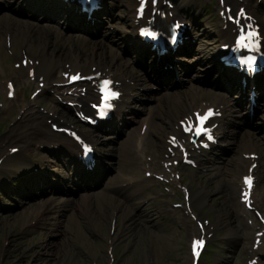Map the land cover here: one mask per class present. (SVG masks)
<instances>
[{
    "label": "rangeland",
    "instance_id": "374dc122",
    "mask_svg": "<svg viewBox=\"0 0 264 264\" xmlns=\"http://www.w3.org/2000/svg\"><path fill=\"white\" fill-rule=\"evenodd\" d=\"M5 9L6 7L1 5L0 14ZM14 18L15 15L13 14L11 19L3 17L1 23L3 25L9 24L10 20ZM210 19L211 17H208L205 20ZM14 26L15 32L22 33L26 39L30 40L34 37L35 43L38 46L43 29H30L25 24L19 27L16 23H14ZM31 53L33 55L37 54L35 51H31ZM146 103H149V101ZM164 103L168 109L166 101ZM158 108L166 112L164 107L161 108L159 106ZM156 109L155 111H159V109ZM155 111L152 113H155ZM139 115L146 116L145 113H140ZM157 120L164 123L159 118ZM134 124L136 123L127 126L125 132H128L127 130L132 131L134 126H137ZM130 138L131 136L127 134L124 139L120 138L115 143L117 145V148L115 147L117 156L113 158L115 165H118V158L119 160L120 158H125L124 152ZM116 181H118L117 178H114L113 182ZM105 188H107L106 182L103 186V189ZM97 190L92 191L96 197L91 204L87 205L85 201L87 202L88 193L85 195L79 194L76 202L69 205L68 214L59 218V225L50 224V227H48L50 230L45 234H42L41 229L37 227L22 237L21 231L23 225L30 218L27 213L22 214L19 212V214L0 215V264H177V262L172 261L173 254L177 253L180 247L184 248L185 242L183 238H179L174 233L168 223L156 222V240H148L147 232L149 230L143 229L144 223L139 221L136 230L139 231L140 238L133 244L131 249H129L128 244H121L117 237L109 234L105 226L99 228L102 234L99 232V236L97 237L92 235L85 222L87 212L90 210L100 215L101 211L107 209V203L103 199L102 193L99 195V191ZM100 218L103 223L102 217ZM77 221H80L86 228V232L84 231L85 234L82 236H78L74 232V224ZM227 222L229 223L228 228H234L236 224L240 226V223L234 218L231 223ZM68 228H71V231ZM227 232L225 231L224 233ZM7 237L9 238V244H7ZM240 242H243L244 245L248 241L244 242L243 238L239 241L231 240L234 246L240 244ZM151 244H155V252L148 251V247ZM110 248L113 249L114 259L113 255L109 253ZM240 257L241 253L238 255V259ZM243 262L244 259L241 258L238 264H242Z\"/></svg>",
    "mask_w": 264,
    "mask_h": 264
},
{
    "label": "bare ground",
    "instance_id": "6f19581e",
    "mask_svg": "<svg viewBox=\"0 0 264 264\" xmlns=\"http://www.w3.org/2000/svg\"><path fill=\"white\" fill-rule=\"evenodd\" d=\"M249 1H251V0H244L242 3H241V5H244V4H246L247 2L249 3ZM134 6V4H131V5H129V7L130 8H132ZM34 7H35V5L34 4H32V3H29V8L30 9H34ZM39 10H42V8L41 7H39ZM76 18H77V16H76ZM75 18V19H76ZM8 20V19H7ZM20 27V26H19ZM186 51V50H185ZM44 58V56L42 57V59ZM94 58V56L92 55L91 56V59H93ZM102 69H104V68H102ZM21 71L23 70V68L22 69H20ZM20 71V72H21ZM128 86H130V84L129 83H126V84H124V87H128ZM1 89L2 90H4V87H1ZM153 106H151L150 108H148V110H153ZM159 109V108H158ZM160 110V109H159ZM156 112V111H155ZM248 170V163H246V162H244V166H243V170L242 171H247ZM112 180H113V178H112ZM112 180H110V182L112 181ZM109 182V183H110ZM108 186H110V185H108Z\"/></svg>",
    "mask_w": 264,
    "mask_h": 264
},
{
    "label": "snow or ice",
    "instance_id": "6c2138e0",
    "mask_svg": "<svg viewBox=\"0 0 264 264\" xmlns=\"http://www.w3.org/2000/svg\"><path fill=\"white\" fill-rule=\"evenodd\" d=\"M141 11H142V9H141ZM149 35H151L150 33H149ZM251 66V62H249V67ZM110 82H105V86H107L108 84H109ZM113 95H118V94H113ZM108 106H110V105H108ZM202 120L203 119H207V117H203V118H201ZM246 182H248V183H250V181H246Z\"/></svg>",
    "mask_w": 264,
    "mask_h": 264
}]
</instances>
